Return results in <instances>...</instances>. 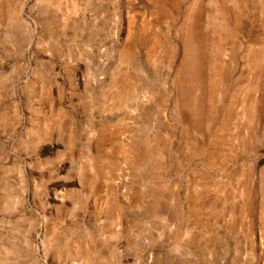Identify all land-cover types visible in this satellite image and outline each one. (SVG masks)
I'll list each match as a JSON object with an SVG mask.
<instances>
[{
  "label": "rangeland",
  "instance_id": "rangeland-1",
  "mask_svg": "<svg viewBox=\"0 0 264 264\" xmlns=\"http://www.w3.org/2000/svg\"><path fill=\"white\" fill-rule=\"evenodd\" d=\"M0 264H264V0H0Z\"/></svg>",
  "mask_w": 264,
  "mask_h": 264
},
{
  "label": "bare ground",
  "instance_id": "bare-ground-1",
  "mask_svg": "<svg viewBox=\"0 0 264 264\" xmlns=\"http://www.w3.org/2000/svg\"><path fill=\"white\" fill-rule=\"evenodd\" d=\"M199 49L196 47H193L187 55V58L189 62L192 64V68L188 71L186 76H191L192 79L195 77L197 79V76L199 75L198 66L196 65L198 57H199ZM195 113L198 115L200 113V108L198 106L195 108Z\"/></svg>",
  "mask_w": 264,
  "mask_h": 264
}]
</instances>
